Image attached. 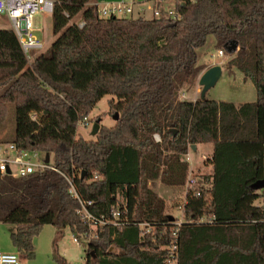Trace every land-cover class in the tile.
Returning a JSON list of instances; mask_svg holds the SVG:
<instances>
[{"label": "trees", "instance_id": "trees-1", "mask_svg": "<svg viewBox=\"0 0 264 264\" xmlns=\"http://www.w3.org/2000/svg\"><path fill=\"white\" fill-rule=\"evenodd\" d=\"M53 1L57 38L31 62L12 29H0V126L15 109L14 135L0 144L53 157L54 170L0 174V223L14 227L19 257L34 260V240L51 225L58 239L65 229L91 239L85 264H164L175 242L178 264H264V193L252 187L264 180V0H175L176 19H101L99 0ZM211 35L257 101L180 98L207 69L197 51ZM105 96L116 125L78 137ZM198 145L212 146L210 169L192 174L186 157ZM191 178L175 237L178 218L150 185L186 189ZM85 209L107 223L93 228ZM53 260L68 264L58 251Z\"/></svg>", "mask_w": 264, "mask_h": 264}, {"label": "rangeland", "instance_id": "rangeland-1", "mask_svg": "<svg viewBox=\"0 0 264 264\" xmlns=\"http://www.w3.org/2000/svg\"><path fill=\"white\" fill-rule=\"evenodd\" d=\"M122 1L128 2L129 0H99L98 2L114 4L120 3ZM136 2L137 4L134 7L135 13L133 17L137 16V12L140 9V3H148L152 8H155L157 5V0H136ZM174 6L175 0H164L159 4V9L163 13H168L174 11ZM144 15L146 18L153 17L152 12H146ZM78 19H80V16L76 17L74 22L78 21ZM34 26L37 29L36 34L45 44L44 50L36 53V55H38L47 50L57 37L53 33V21L51 14L39 13L36 15L34 19ZM10 28L11 25L8 21L3 23L0 22V29ZM214 44L215 38L211 35L207 38L206 44L197 51L199 64H205L207 66H220L222 68L221 78L217 81L215 86L211 87L207 91L205 97L216 101L232 102L235 105L257 101V92L252 81H245L243 74L237 69H234L233 73H229V71L225 68L228 57H218L217 50L214 48ZM199 78L197 82H199ZM187 95L189 98H192L195 96V93L187 92ZM112 99L113 97L111 96H105L99 101L89 116V124L85 125L83 123L78 126V137H82L87 141L95 140L96 135L93 134V126L96 122H99V125L108 128L114 127L116 125L117 120L115 118V114H111L110 102ZM115 100L117 99L115 98ZM14 132L15 109L13 105H10L7 119L5 123L0 126V138L10 139L14 135ZM211 152L212 147L210 145H201L196 152L191 150L189 151L186 159L189 158L188 162L190 164V170L192 174L198 173L202 168H205L204 172L209 170V161L207 159L210 157ZM40 157H42V155H40ZM52 162L53 157L50 155V165H52ZM150 186L162 198H164V200H166L167 213L180 218L181 213L179 212V208L184 202L186 189L167 187L158 181L151 183ZM262 192H264V189ZM256 204L264 205L261 199L258 200ZM11 228L12 225L0 223L1 249H3V247H12V243L10 241ZM59 231V229L51 225L45 226L42 232L34 240L36 252L35 259L27 260L20 256L19 264H56L53 260L55 251H58V254L64 257L68 264H85L87 244L83 242V239H80L79 242H75L74 237L69 229L63 230L60 238L58 239L57 237L59 235Z\"/></svg>", "mask_w": 264, "mask_h": 264}, {"label": "built area", "instance_id": "built-area-1", "mask_svg": "<svg viewBox=\"0 0 264 264\" xmlns=\"http://www.w3.org/2000/svg\"><path fill=\"white\" fill-rule=\"evenodd\" d=\"M164 0H157V5L152 8L148 3H140L138 14L143 15L146 12H152L153 17L156 18H172L176 19L177 16L174 11L163 13L159 9V4ZM136 0H129L128 2L122 1L120 3H102L95 2L92 6L95 8L97 15L101 19H108L113 17H130L135 13L134 7L136 6ZM54 10L53 0H0V18H5L11 25L12 31L16 35L21 48L26 55L29 62H31L35 54L39 51L44 50L45 44L36 34L37 29L34 26L35 16L39 13L51 14ZM85 23L83 21L79 22V26L83 27ZM214 56V55H213ZM217 56L223 58L225 56L222 50L217 51ZM182 100L187 101L185 93H182ZM32 118H35L33 116ZM88 120L85 121L87 123ZM157 142L161 139L158 135H155ZM46 155H42L34 151H19L14 145L11 144H0V174L6 175L10 171L11 176L18 177L22 175H29L41 170L53 169L49 163L45 162ZM189 161V158H187ZM8 175V174H7ZM70 190L69 192L77 197L73 183L69 181ZM195 186V180L190 179L188 181L186 191L189 189L193 190ZM199 194L196 193V196ZM264 198V197H263ZM86 211V209H85ZM179 212L182 214V206L179 208ZM119 213H115L113 216L114 226H119L120 224L116 222ZM85 218L89 222H94L93 228H95V218L89 214L87 211L85 213ZM178 218V217H177ZM107 221L104 219L100 220L96 224L104 225ZM183 223L182 215L174 224L177 229L174 232V236H177L179 227ZM142 227L150 228L148 224H141ZM94 238L96 234L93 233ZM80 240V239H79ZM78 239H74L75 242H79ZM90 238L87 237L83 239L85 244H89ZM178 245H175L169 251V258L165 260L164 264H178ZM20 257L17 253H7L0 251V264H19Z\"/></svg>", "mask_w": 264, "mask_h": 264}, {"label": "water", "instance_id": "water-1", "mask_svg": "<svg viewBox=\"0 0 264 264\" xmlns=\"http://www.w3.org/2000/svg\"><path fill=\"white\" fill-rule=\"evenodd\" d=\"M237 49V45L233 44V46L228 48V51H233ZM222 76V68L220 66H212L209 69H207L199 78V86L202 88L201 90V97L205 98V95L207 93V91L216 85L217 81L221 78ZM115 118L116 120H118L119 115L115 114ZM100 129V125L99 122H96L93 126V134L97 135ZM196 146H192V150H195ZM50 161V155L46 154V159L45 162L49 163ZM8 175L10 174V171H8L7 173ZM252 187L254 189L257 190H263L264 189V180L259 181L255 184L252 185ZM171 220H173V217L170 218Z\"/></svg>", "mask_w": 264, "mask_h": 264}, {"label": "crops", "instance_id": "crops-1", "mask_svg": "<svg viewBox=\"0 0 264 264\" xmlns=\"http://www.w3.org/2000/svg\"><path fill=\"white\" fill-rule=\"evenodd\" d=\"M139 11V10H138ZM138 13V12H137ZM5 21H7L5 18H0V22L1 23H3V22H5ZM210 67H212V66H207V69H209ZM206 69V70H207ZM205 70V71H206ZM204 71V72H205ZM203 72V73H204ZM202 73V74H203ZM201 74V75H202ZM200 75V76H201ZM191 93L193 92V93H195V96L194 97H192V98H189L188 97V95H187V93H186V97L188 98V100H192V101H194V100H196V99H198V95L200 96V92H201V87L198 85V82H196V84H195V86L191 89V91H190ZM101 126V125H100ZM199 146H201V145H198V146H196L195 147V150H193V151H198V148H199ZM212 147V146H211ZM211 154H212V152H211ZM209 169H210V166H209ZM202 171H205V168H202L201 170H199V172H202ZM264 193V192H263ZM164 199V198H163ZM166 201V200H165ZM14 230V227H12L11 229H10V233L12 232ZM1 247V246H0ZM3 247V246H2ZM13 248V246L12 247H3V249H1L0 248V251H2V252H7V253H13V252H15V250H14V248ZM5 250H7V251H5ZM16 253V252H15Z\"/></svg>", "mask_w": 264, "mask_h": 264}]
</instances>
